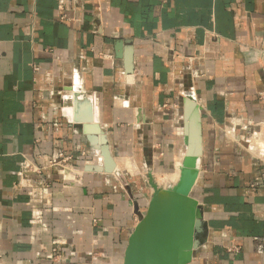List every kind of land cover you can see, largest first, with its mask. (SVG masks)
<instances>
[{
    "label": "crops",
    "instance_id": "0c3cea01",
    "mask_svg": "<svg viewBox=\"0 0 264 264\" xmlns=\"http://www.w3.org/2000/svg\"><path fill=\"white\" fill-rule=\"evenodd\" d=\"M78 89L95 98L122 178L86 165L68 167L72 181L58 167L34 173L60 152L103 164L65 120L73 103L59 111ZM188 97L201 114L192 197L205 227L189 264H264V0H0V264H50L37 253L54 237L75 264H124L154 194L129 171L183 167ZM25 166L49 184L40 206L20 185Z\"/></svg>",
    "mask_w": 264,
    "mask_h": 264
},
{
    "label": "water",
    "instance_id": "95a60500",
    "mask_svg": "<svg viewBox=\"0 0 264 264\" xmlns=\"http://www.w3.org/2000/svg\"><path fill=\"white\" fill-rule=\"evenodd\" d=\"M127 65L132 67L127 56ZM186 152L184 176L173 189L155 191L147 212L130 237L124 264H189L201 247L205 234L203 214L191 196L196 183L197 162L203 154L200 109L192 97L184 100ZM83 125L91 146L99 150L102 165L87 166L91 172L114 174L116 163L106 138L93 119L91 109L75 119ZM99 148V149H98Z\"/></svg>",
    "mask_w": 264,
    "mask_h": 264
},
{
    "label": "built area",
    "instance_id": "2783aa9c",
    "mask_svg": "<svg viewBox=\"0 0 264 264\" xmlns=\"http://www.w3.org/2000/svg\"><path fill=\"white\" fill-rule=\"evenodd\" d=\"M62 98L64 100L66 96L65 97L62 96ZM62 115L64 116L63 110H62ZM93 160L94 157L90 156L87 152H81L78 158L60 152L56 158L49 161L48 163H45L42 160L40 169L34 170V173L40 175L41 170L46 166L58 167L64 172L63 174L64 179L66 181L68 180L72 181L75 178V176L70 175L73 173V171L68 169V167L69 166L73 167V165H75L77 167H82L81 170L84 171L83 167H85V165L86 167L92 166L87 164H89ZM25 167L26 169L21 175L22 179L20 185L23 188L32 190L30 192V194H33L31 196V202L34 206H40L43 203V199H41L38 194H35L38 190L37 188H43V192H47L49 190V184L43 181L40 184L36 185L33 181L27 178L28 166ZM38 217H39V221L42 220L40 214L38 215ZM48 232H49L48 227L45 224H43L42 227L33 231V236L39 233L46 235L48 234ZM37 255L46 262H49L50 264H75L78 258V254L68 248L67 241L59 237H54L51 241L50 247L48 249H45L43 252H38Z\"/></svg>",
    "mask_w": 264,
    "mask_h": 264
},
{
    "label": "bare ground",
    "instance_id": "6f19581e",
    "mask_svg": "<svg viewBox=\"0 0 264 264\" xmlns=\"http://www.w3.org/2000/svg\"><path fill=\"white\" fill-rule=\"evenodd\" d=\"M93 103H94V99L92 98V96L89 93L84 92L82 90L79 91V89H78L74 93V96H73V114H74L73 119L71 120V112H72V110L66 109L64 111L65 115L70 119L69 122L71 124H73V122H76L75 119L77 117H83L88 112V110L91 109V107H92L91 105ZM93 119H94V122L98 121V111H97V109H95V111H93ZM185 152H186V149H185ZM184 158H185V155H184ZM184 158H183V167L179 166V165L177 166L178 170L180 172L179 175L175 176L171 180H169V178H168L169 181L166 178V180H167L166 182H164L165 180L163 179V183L165 184L166 187H169V188H164L163 187L162 189H173L181 181V179L184 176V171H185V169H184ZM127 166H128V164H127ZM199 171H200V160H198V162H197L196 181H197V178H198V175H199ZM122 174H123L122 171L116 165V171H115V173L113 175L118 177V178H122ZM194 187H195V185H194ZM194 187H193V189H194Z\"/></svg>",
    "mask_w": 264,
    "mask_h": 264
},
{
    "label": "rangeland",
    "instance_id": "374dc122",
    "mask_svg": "<svg viewBox=\"0 0 264 264\" xmlns=\"http://www.w3.org/2000/svg\"><path fill=\"white\" fill-rule=\"evenodd\" d=\"M74 92H69V93H65L63 94V96H66V99L63 100V98L60 96V107H59V111L62 114V110H63V105H72L73 101H72V97H73ZM93 97V96H92ZM95 100V98H94ZM65 120L68 122L69 120L65 117ZM78 126V125H76ZM185 154V153H184ZM184 158V157H183ZM181 158V159H183ZM178 165L175 166V164L172 165L171 167V171L169 173H155L154 177L151 179L149 178V176L147 175L146 172H135V171H129L131 172L132 176H134L133 178H135V182L136 185L140 188L143 189L145 191V188L148 189L149 194L151 195L152 192L155 191L154 185L157 186L158 188H163V184H161V181L166 180V177L171 176V179L174 178L175 176L179 175V170H178ZM182 166V165H181ZM129 177L131 176L130 173H128ZM138 174V175H135ZM125 176H123L124 179ZM126 179V178H125ZM154 183V184H152ZM130 188V187H129ZM193 195V193H191V196ZM149 196V195H148ZM149 198V197H148ZM146 213V212H145Z\"/></svg>",
    "mask_w": 264,
    "mask_h": 264
}]
</instances>
